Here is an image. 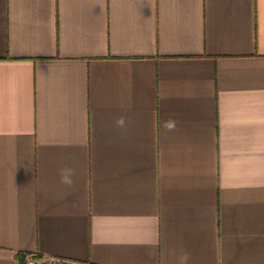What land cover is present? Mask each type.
I'll list each match as a JSON object with an SVG mask.
<instances>
[{"label":"crops","instance_id":"crops-1","mask_svg":"<svg viewBox=\"0 0 264 264\" xmlns=\"http://www.w3.org/2000/svg\"><path fill=\"white\" fill-rule=\"evenodd\" d=\"M30 254L264 264V0H0V264Z\"/></svg>","mask_w":264,"mask_h":264},{"label":"clouds","instance_id":"clouds-1","mask_svg":"<svg viewBox=\"0 0 264 264\" xmlns=\"http://www.w3.org/2000/svg\"><path fill=\"white\" fill-rule=\"evenodd\" d=\"M125 122L126 121H125L124 117H119L116 120V124L119 127H124L125 126ZM164 125H165L166 129L173 130L176 127V121L174 119L170 118L169 120L164 122ZM59 175H60L61 183H63L64 185H67L69 187L74 185L73 177L75 175V172H74L73 168L67 167V166L61 167L60 170H59ZM185 260H187V256H184L182 258V264H183V261H185Z\"/></svg>","mask_w":264,"mask_h":264},{"label":"built area","instance_id":"built-area-1","mask_svg":"<svg viewBox=\"0 0 264 264\" xmlns=\"http://www.w3.org/2000/svg\"><path fill=\"white\" fill-rule=\"evenodd\" d=\"M23 264H95V263L89 261L75 260L60 256H48L44 261H42L34 254H30L25 258Z\"/></svg>","mask_w":264,"mask_h":264}]
</instances>
